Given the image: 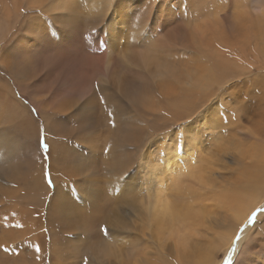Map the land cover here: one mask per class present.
<instances>
[{
  "label": "bare ground",
  "instance_id": "1",
  "mask_svg": "<svg viewBox=\"0 0 264 264\" xmlns=\"http://www.w3.org/2000/svg\"><path fill=\"white\" fill-rule=\"evenodd\" d=\"M249 1L242 0L245 7L239 10L236 9L234 16H237V20L240 22H244L248 20L247 8L256 11L257 17L252 22L253 32L248 34L246 28L240 29L236 41L242 40L243 43L240 41L235 48V44L232 46L227 44L228 36L224 35L225 39L223 41L225 42L222 41V45L227 44L228 51L217 47L214 42L213 37H215L216 32L214 0H192L190 9L198 14V19L185 21L189 24L191 30L188 32L187 37L182 40L184 46L170 48L165 59L158 57H150L147 61L133 59L129 60L123 69L106 67L102 73L92 72L87 65L82 68L85 94L91 93L96 84H99L102 89L114 88L130 101L129 110L135 116L132 118L121 117L123 110L117 111L116 129H111L106 120L101 119L99 129L91 136L84 138L93 139L94 145L89 149L78 148L74 154L77 168L93 165L101 170V178H95L93 181L97 187L94 188L92 193L87 194L91 198L90 202L84 205L78 199H70L66 195L57 193L54 202L47 205L42 199L38 185L29 188L28 192L21 186H13L8 191V187L2 184L3 182L7 184L18 183L30 176L32 180L37 181L39 176L38 173L31 172L38 161L37 159L32 160V153L35 152L34 147L25 145L37 139L36 124L33 122V115L28 113L27 109L20 104L21 95L29 98L39 109V113L42 115L40 124L53 130L56 128L69 130L71 124L67 119L57 120L58 112L67 113L69 106L64 104L56 107L46 105L38 96L33 95L30 86L22 83L19 79L18 69L14 66V62L27 57L45 55L49 51H61L68 55L87 54V49L82 42L84 23L83 18L80 16L82 15L86 19L104 18L103 22L97 25L93 41H90L91 52L95 55L87 57L95 64H103L111 54L115 55L123 50L127 30L131 28L137 17L146 9L149 0H115L112 7L108 5V0H47V5L41 9L44 16L31 15L23 22L25 14L32 11L31 5L36 0H0V39L11 36L17 30L7 47L0 51V104L5 106L6 115L9 119L22 118L27 120L28 130V136L26 137L13 128H0V190H3L10 197L6 202H14L28 194L30 195V201L26 209L13 221L24 224V227L9 232L12 237L17 239L15 243H9V249L25 239L29 243V251L32 248L35 253L44 251L49 236L47 235L45 239L41 232L43 225L33 221H31V224H25V222L30 221L32 216L35 215V210L32 207L46 206L50 226L55 221L60 220L63 228L73 231L75 233L73 236L76 237H79L78 233L81 232L79 225L83 223V218H90L88 235L92 234L93 236L90 237L101 240H104V238L98 231L100 222H107L110 231L114 230V219L120 224L119 230L125 233L123 238L115 236L112 241L104 240V243L109 247L106 250H98L93 254L95 258H93V255H89L88 262L97 261L98 264V261L102 263L108 260L111 263L113 259L115 264H127L136 258L134 264H173L171 263L173 262L172 255L175 256L177 252H180L183 261L194 260L196 263L199 261V264H206L204 260H201L204 258L207 259V264H215L216 255L218 257L226 255L230 244L228 236H216L207 242H201L197 225L189 226L188 229L184 228L187 229V235L184 236L179 224L183 222L188 227L189 223L196 224V222L188 221V216L184 214L180 216L181 221L172 209V200L169 195L158 199L159 189L154 192L147 186L138 187L137 182H133L135 175L131 177V180L125 182L128 191L123 194V197L135 194L137 187L139 193H144L149 197L153 196L152 204L141 206L136 203L134 196L131 203L122 201L120 206L114 204L112 208H109L105 197L112 192L116 193L115 188L118 187L116 183L117 175L125 168L128 169L129 166H136V164L130 165L136 153L131 149L127 151L123 147L129 139H136L139 146L143 135L152 133L158 128L162 129V126L169 123L170 120L186 115L187 110L190 108L203 104L221 79H235L240 84L243 76L245 82L251 77L253 72H250V66L247 67L245 60L248 55L264 50V7L258 6V0L257 6H249ZM240 2L241 0L236 1V3ZM182 3L183 0H159V3L150 13V23L146 31L139 37L138 47H147L162 32H166L174 23L179 22L182 18ZM137 31H139V28H137ZM105 37L110 40L108 46L101 41ZM217 40L219 41V39ZM105 48H107V52H105ZM49 75L45 74L41 77V81L46 82ZM154 75L158 77L153 78ZM5 79L8 82H4ZM40 83V81L37 82V84ZM256 84L259 85L257 80ZM260 86L262 87V85ZM260 86H257L256 90H260L264 97V86L259 89ZM57 93L64 96L65 102H70L66 90L58 89ZM102 94L109 97V110L116 109V105L111 103V93L104 92ZM216 98L219 97H213V99ZM78 109L81 124L86 121L98 122L99 111L95 100L90 99ZM52 112L57 114L54 118L49 119ZM141 119L145 123L144 128L140 124ZM135 123L138 125L137 127H135ZM216 123L219 125L218 128H225L227 125V122H223L219 117L216 118ZM121 128L124 131H121ZM257 128L263 129V135L260 139H248L244 135L240 136L239 133L225 137V134L230 133L225 128L222 135H218L220 139L215 141L217 144L220 143V140L223 141L217 147L220 155L213 156L210 160L212 163L208 162L203 166L208 175L214 176V179L217 180L214 167L220 170L230 169L228 159L231 158L232 164H237L238 155L243 153L244 142H251L254 149L251 159L255 166L251 167L252 170L243 174L242 178L232 179L233 187L239 188L242 185L243 188H250L249 193L232 207L235 222L239 223H242L253 210L264 207V143L261 144V138L264 139V120L257 124ZM72 134L69 131L68 137ZM21 139H27V141ZM47 139H63V136L53 137L49 132ZM59 158L60 156L54 153V159L59 160ZM188 167L195 166L188 165ZM140 169L143 172V174L140 172L143 181L145 174L143 163H141ZM130 170L128 169V172ZM218 176L223 178V175ZM59 179L57 178L54 181L55 185L59 184ZM198 179L199 177L192 179L189 175L181 181L183 183L181 188L182 197L189 194L186 191L187 187L189 189H204ZM205 182L208 183L207 180ZM105 185L108 186V193L105 192ZM16 205L19 208L22 206L19 201ZM115 207L119 208L114 210ZM113 210L115 211V217L110 216ZM71 212L79 213L80 219L77 220L70 216L69 213ZM4 217L5 215L1 210L0 224L5 221ZM258 220H264V215L259 216ZM218 223L217 219L210 221V224L216 227ZM252 231L253 229L249 228L245 234L246 237ZM149 233L150 235H148ZM60 234L65 236L64 240L66 241L67 236L51 226L49 234L51 236L50 249L53 250V254L59 260L72 261L76 254L73 246L75 247L77 243L80 247L86 249L85 245L88 244L86 241L74 240L68 241L67 246L62 250L59 247V240L56 238ZM128 236L134 239L129 240ZM143 237L145 240L142 239ZM151 238L154 240L153 243H157L161 248V252H163L162 254L158 252L159 258H157L158 256L156 258L152 256L153 259H151L150 254V257L146 255L148 252L145 250L153 248L151 245L154 246ZM92 241H89L90 244ZM140 243L143 244L142 248L139 247ZM133 245L136 246L133 247ZM36 246L39 247L40 251H36ZM252 247L255 248L253 249L254 252L257 248H263L261 255L263 260L264 244H260L258 239ZM169 250H172L173 254L168 253ZM190 252H192V256L188 255ZM70 254L73 255L72 258H69ZM244 262L250 264V259L245 257ZM0 264H10L5 254H0ZM21 264H25V262L22 261ZM257 264L264 263L257 262Z\"/></svg>",
  "mask_w": 264,
  "mask_h": 264
},
{
  "label": "snow or ice",
  "instance_id": "2",
  "mask_svg": "<svg viewBox=\"0 0 264 264\" xmlns=\"http://www.w3.org/2000/svg\"><path fill=\"white\" fill-rule=\"evenodd\" d=\"M115 0H108V5L113 6ZM159 3V0H149L148 6L143 13L137 17L130 29L127 30L124 39V47L118 54H111L103 64H95L88 60L89 55H95L91 52V43L97 31V25H100L104 18L99 17L95 19L83 18V32L82 42L87 49V54L84 55H68L61 51H49L45 55L37 57H27L22 60L14 62V66L18 69V76L22 83L29 85L33 95L40 97L46 105L56 107L57 105L64 104L68 107L67 113L73 112L74 109L79 108L82 104L90 99L95 100L99 111L98 122L86 121L85 123H73L69 130L64 128H56L55 130L43 127L39 121L36 122L37 130V151L42 147L48 154L49 160L51 159V148L47 142V135L51 132L53 137L63 136L61 144L68 143L69 131L74 133L77 138H87L91 136L97 129H99L101 119H105L107 125L111 129L117 128L116 112L123 109H130V101L122 94L118 93L114 88H101L96 84L91 93L85 94L84 78L82 68L87 65L92 72H103L104 69H123L129 60L147 61L150 57H158L165 59L168 50L173 47H183L182 40L187 37L188 32L191 30L186 20L194 21L198 19V14L190 9L192 0H183L182 3V18L176 22L166 32H162L150 45L145 48L138 47L139 37L146 31L150 23V13ZM47 5V0H36L31 5L32 11L27 12L22 22L31 15L44 16L41 11ZM249 6H257L255 0ZM264 7V0H259V5ZM237 10L245 7L244 3H236L232 5ZM72 13V12H71ZM21 22V24H22ZM139 28V31H137ZM17 33V30L7 38L0 39V51L5 49L9 41ZM105 48V52H107ZM45 74H50L49 79L44 82L41 77ZM242 79V78H241ZM40 81V84L37 82ZM239 87V81L232 79H221L219 83L213 88L212 93L203 104H199L187 110L186 115L179 117L178 120L171 123L164 124L160 131L155 134H145L138 147L133 148L132 151L136 153L134 160L130 165L136 163H143L145 166L143 187L147 186L154 192L159 189L157 198L167 195H172L178 190L181 181L191 175L192 179H198V182L203 185L205 189H211L212 184L205 182V177L208 176L207 171H201V160L203 164H207L212 160L213 156H219L217 147L223 141L217 144L215 141L219 140L215 129L219 127L216 123V118L225 120V117L220 116L222 109L221 100L219 98L229 97L235 89ZM58 89L66 90L70 97V102H65L63 95L57 93ZM104 92L111 93V103L116 105V109L109 110V97L105 96ZM243 93H240L238 100L233 103L239 105V101L244 100ZM27 103V102H25ZM35 103V101H34ZM28 113L33 116H39V109L31 107L27 109ZM66 113V114H67ZM57 113L52 112L49 119L55 117ZM123 123V122H122ZM0 128H13L26 137L28 136L27 120L22 118L9 119L6 115V109L3 104H0ZM121 131H124L121 128ZM166 146V147H165ZM103 153V152H102ZM104 154V153H103ZM36 152L32 153V160L35 161ZM43 159V156H41ZM188 165L195 167L190 168ZM26 171V170H25ZM81 179L88 178H101V170L97 166L89 165L78 169ZM128 169L125 168L117 175L116 194L106 195L105 200L109 208L114 204H120L122 201L131 203L135 194L123 197V188L125 182L131 179L129 175H125ZM42 179L47 185V188L53 190L52 197H49V203H52L55 196V184L51 176V166L44 168L41 165ZM122 178V179H121ZM80 179V180H81ZM105 192L108 193V186L105 185ZM209 203H216L210 200ZM70 216L80 219V214L77 212L69 213ZM264 215V208L253 210L247 218L239 224L231 227L232 238L225 256H215V264H244V258L255 255L253 245L259 239L260 244H264V221H259L258 217ZM110 216L115 217V211L110 213ZM5 226L12 227L7 224L8 216L5 215ZM90 218H83V223L79 225L81 235L79 237L72 236L70 229H65L67 234L65 246L68 241L84 240L86 242L95 240V243L86 244L88 255L84 254V249H77L84 256V264H88L89 255L95 254L98 250H106L109 245L104 243L109 237L124 236L125 233L120 231V224L113 220V229L110 231L107 222H100L98 231L102 234L104 240L90 237L88 235V223ZM16 228L22 229V224H16ZM249 228L253 231L246 237ZM48 232L47 228L43 229ZM129 240L134 238L127 237ZM49 241L51 237L48 238ZM26 241L22 240L21 245H25ZM136 245H133L135 247ZM19 247V246H17ZM140 248L143 244L140 243ZM4 252H9L8 247L3 248ZM15 251V250H13ZM36 251H40L36 246ZM207 255V253H206ZM93 258L94 255H93Z\"/></svg>",
  "mask_w": 264,
  "mask_h": 264
},
{
  "label": "rangeland",
  "instance_id": "3",
  "mask_svg": "<svg viewBox=\"0 0 264 264\" xmlns=\"http://www.w3.org/2000/svg\"><path fill=\"white\" fill-rule=\"evenodd\" d=\"M236 1L238 0H214L213 2V9L215 8L214 12H215V17H216V21H215V27H216L215 31L216 32H215V37H213L214 42L215 44H217V47L221 49L223 48V50L226 49L227 51L229 50V47H226L227 44L229 46H232L235 44L234 45V48H235L237 46L236 44L239 43L240 41L243 43L242 40L238 42L236 41L239 37V34L237 33L240 31V29L246 28V31L248 32V34H252L253 32L252 22L255 21V18L257 17L256 11L250 10V9L248 10L247 8L246 11H247L248 20L244 22H240L239 20H237V16H234L236 8L232 7L233 4H236ZM252 1L253 0L249 1V5L252 4ZM258 1L255 3L257 4ZM217 3L219 4L216 5ZM234 24H235V27L233 26ZM242 24H244L245 27L244 25L242 26ZM158 26L159 24L157 25V27ZM224 35L228 36L227 44L224 43L225 46L222 45L223 42H225L223 41L225 39ZM217 39H219V41ZM101 41L106 46L110 44L109 38L105 37L101 39ZM247 57L248 58L245 60V64L247 65V67L250 66V72H253V74H251V77L246 82L244 81V76H243L240 81L239 87L235 89L232 93H230L229 97H226V98L219 97V99L221 100V104L223 106L222 109L220 110V116L225 117V120H223V122H227V125L225 128L230 131L229 134L224 135L225 137L233 136L234 134L239 133L240 136L244 135L248 137V139H260V137L263 135L262 133L263 129L257 128V124L260 121L264 120V97L260 90H256V87L262 85V87L261 86L259 87V89H262L264 86V50L260 52H255L254 54L250 56L248 55ZM155 77H158V76L154 75L153 78ZM256 80L258 81L259 85L256 84ZM5 81H7V79H5L4 82ZM240 93H243L245 97L244 100L239 101V105L236 103H233L234 100H238ZM20 104L24 106L26 109L31 108V107H36L29 98H26L25 96H22V95H21ZM78 111L79 109L77 108V109H74L73 112L67 113V114L58 112L57 120L61 121V120L67 119L69 123L71 124V126L73 123L81 124V119L78 117ZM126 116L132 118L135 115L130 110H123V114L121 117H126ZM33 117H34L33 122L35 124L37 121H39V123L42 121L41 114H39V116H33ZM178 119L179 118L170 120L169 123H171L172 121H176ZM142 120L143 119L140 120V124L144 128L145 123H143ZM137 126L138 125L135 123V127ZM225 128L215 129L216 134L222 135V133L225 131ZM160 130L161 129L158 128L156 131H153L152 133H149V134H155L157 131H160ZM143 138H144V135L141 137V139ZM21 140L27 141V139H21ZM62 140L63 139H47V142L51 148V159L50 160H49L48 154L45 152V150L42 147L39 149V151H37V139H34L32 143H26L25 145H32L34 147V151L38 155V157L36 158L38 161L31 170L32 173H38L39 175L38 180L34 181L31 179V176H30L28 179H24L18 183H13V184L8 183L7 184L3 182L2 184L8 187L7 188L8 191L11 190L13 186H21L25 188L28 192L30 190L29 188H33L36 185H38V187L40 188V193L42 195L43 201L47 205H50L54 202L53 200L52 203H49V197H52L53 190H50L47 188V185L43 181L42 174H41V165L43 164L44 168H48L50 164L51 176H52L53 182L57 178H60L59 184L55 185L54 199L57 193H59L61 195H66L70 199L72 198L78 199L79 201H81L80 203L84 205L88 204L91 198L87 194L92 193V191L94 190V188L97 187V185H94L93 183L95 178L81 179L80 173L78 171V169L80 168H77L76 156L74 158V154L76 153L78 148H83V149L91 148L94 145V140L84 139V137L77 138L74 133L68 137V141H69L68 143L61 144ZM263 143H264V139L261 138V144ZM123 147H125V149L129 151L130 149L132 150L133 148L138 147V144H137L136 139H129L128 142ZM54 153L55 155L58 154L60 156L59 160L54 159ZM253 153H254V149L252 147L251 142H248V141L244 142L243 153L238 155L237 164H232L231 158H229L228 165L230 166V169L220 170L219 168L214 167L215 173L217 174L216 176L217 180L214 179V176L208 175L207 177H205V180H207L208 183L212 184L211 189L204 188L203 190H199L198 188L189 189L187 187L186 191H188L189 194L182 197L181 188H182L183 183H181L178 187V190L172 195H169L170 199L172 200V203H171L172 209L179 216V219L181 220L180 216L181 214H184L188 216V221L196 222V224L189 223L188 227L183 222L179 224V227L180 229H182V234L184 236L187 235V229L189 228V226L197 225V228L199 231V240L201 242H207L216 236L218 237L228 236V240L231 239L232 237L231 227L239 223V222H235L234 215L232 213V207L235 204H237L239 200L243 196L247 195L250 191V188L248 187L243 188L242 185L239 188L233 187L232 179H240L242 178L243 174L247 173L249 170H252L251 167L255 166L254 162L251 159V156ZM41 156H43V159H41ZM200 163H201V171H205L203 168L204 166L203 161L201 160ZM140 165L141 163H136V166L134 167L129 166L128 169H131V170L127 173L130 177L135 175L133 177V180H134L133 182H137L138 187L140 186L142 187L143 186L142 182H144V180L142 181L141 173L143 174V172H141ZM218 175H223V178H221ZM189 186H193V185H189ZM127 191H128L127 186L126 184H124L122 196L124 193L126 194ZM135 193H136L135 199H136L137 204L141 206H145L146 204L153 203V196L149 197L145 195L144 193H139L137 187H136ZM111 194L114 196L116 193L114 194L112 192ZM9 199L10 197L7 196V194L3 190H0V211L2 210L4 215L8 216L7 224L12 225V227H6L5 221L0 224V254H5L8 257L10 264H21L22 261H24L25 264H84V256L81 255L79 251H77V249L82 248L79 246L78 243L76 244L75 247L71 244L76 254H75V258L69 262L59 260L56 257V255L53 254V250L50 249L49 240L42 253L41 252L35 253L33 248L29 251V245H28L29 243L27 240L24 239L26 241L25 245H20L21 243L16 244L12 248H10V251L8 252V255H7V253L3 251V248L4 247L9 248V243H15L17 241L16 237H12L9 232L11 230H20L15 227V225L19 223H16L13 221L19 216V214L23 213L24 210L26 209L30 201V195L28 194L27 196L19 200H16L14 202H6ZM210 200L216 201V203H209ZM17 201H19L22 204L20 208L16 205ZM115 205L120 206V204H115ZM118 208L119 207H115L114 210ZM32 209L35 210V215L32 216L30 221L25 222V224H31V221L36 222L37 224H42L43 227H42L41 232L43 233L45 239L47 235L51 237L49 235L51 226L53 229H58V232L61 231L67 236L65 229L63 228V225L60 222V220L55 221L50 226L49 220H48L49 219L48 209L46 206L45 207L34 206L32 207ZM194 217H196L195 220H194ZM213 219H217V221H219V223L217 224V227L213 224H210V221ZM0 221H1V218H0ZM44 228H47L49 231L44 232L43 231ZM184 228H187V229H184ZM70 234L73 236L75 233L71 231ZM78 234L80 236L81 232H79ZM148 235H150V233ZM90 236H93V235L90 234ZM64 237L65 236L63 234L56 236V238H58L59 240V247L62 250L64 249L65 242H66L64 240ZM118 238H123V236H119ZM113 239L114 237H109L107 241H112ZM142 239L145 240L144 237ZM153 241L154 240L152 239V244L154 246L151 245V247L153 248H149L145 250L148 252V254H146L148 257H150L151 255V259H153V257L156 258L158 256V252L159 254L163 253L161 252L160 250L161 248H159L158 244L157 243L154 244ZM87 243L90 244L89 241ZM92 243H95V240H93ZM156 246L158 249L156 248ZM83 249H84V254L87 255V250L85 248ZM168 253L173 254L172 250H169ZM191 253L192 252H190L188 255L192 256ZM255 253L257 254L248 256V259H250L249 263L250 264H257V262L264 263V259L262 260L261 258V255L263 253V248H257ZM176 254L177 255L175 256H173L174 254L172 255L173 262L171 263L173 264H199V261L196 263L194 260H192L193 263L191 260H188L187 262L186 260H184L185 261L184 262L181 256V253L177 252ZM70 257L72 258L73 255L70 254L69 258ZM157 258H159V256ZM17 259H18V262H17ZM258 259H261V260H258ZM135 260L136 258L132 259L127 264H134ZM201 260H204L207 264V259L203 258ZM113 261H114L113 259L111 260V263L108 260H105L102 263L98 261V264H115V262ZM245 263L246 262H244V264ZM88 264H97V261H94V262L89 261ZM123 264H126V263H123Z\"/></svg>",
  "mask_w": 264,
  "mask_h": 264
}]
</instances>
